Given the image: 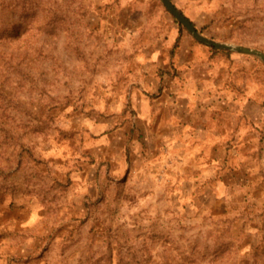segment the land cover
Instances as JSON below:
<instances>
[{"label":"rangeland","instance_id":"obj_1","mask_svg":"<svg viewBox=\"0 0 264 264\" xmlns=\"http://www.w3.org/2000/svg\"><path fill=\"white\" fill-rule=\"evenodd\" d=\"M170 1L264 53V0ZM179 25L0 0V264H264V64Z\"/></svg>","mask_w":264,"mask_h":264},{"label":"water","instance_id":"obj_2","mask_svg":"<svg viewBox=\"0 0 264 264\" xmlns=\"http://www.w3.org/2000/svg\"><path fill=\"white\" fill-rule=\"evenodd\" d=\"M167 12L192 36L198 43L214 48L219 51L233 52L236 54L248 55L258 58L264 64V53L247 46L235 45L230 43L217 42L201 34L195 26L173 5L170 0H160Z\"/></svg>","mask_w":264,"mask_h":264},{"label":"trees","instance_id":"obj_3","mask_svg":"<svg viewBox=\"0 0 264 264\" xmlns=\"http://www.w3.org/2000/svg\"><path fill=\"white\" fill-rule=\"evenodd\" d=\"M165 9V8H164ZM165 11H167L166 9H165ZM173 18V17H172ZM175 20V19H174ZM192 23V22H191ZM193 24V23H192ZM194 25V24H193ZM195 26V25H194ZM179 27H181L180 25H179ZM196 28V27H195ZM197 29V28H196ZM198 30V29H197ZM199 32H201L200 30H198ZM177 47V45L176 46H174V48H173V50H172V52H174V49ZM205 47H207V46H205ZM208 49H209V51H211V52H213V53H216V54H220V55H222V56H225V57H229V56H231L232 54L231 53H229V52H224V51H219V50H216V49H214V48H210V47H207Z\"/></svg>","mask_w":264,"mask_h":264},{"label":"crops","instance_id":"obj_4","mask_svg":"<svg viewBox=\"0 0 264 264\" xmlns=\"http://www.w3.org/2000/svg\"><path fill=\"white\" fill-rule=\"evenodd\" d=\"M200 44V43H199ZM202 45V44H201ZM204 46V45H203Z\"/></svg>","mask_w":264,"mask_h":264}]
</instances>
